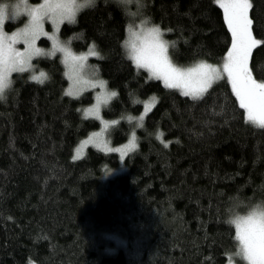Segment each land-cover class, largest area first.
I'll use <instances>...</instances> for the list:
<instances>
[{
    "label": "trees",
    "instance_id": "obj_1",
    "mask_svg": "<svg viewBox=\"0 0 264 264\" xmlns=\"http://www.w3.org/2000/svg\"><path fill=\"white\" fill-rule=\"evenodd\" d=\"M218 1L147 0L146 14L176 45V65L225 58L233 39ZM250 4L260 43L249 68L264 83V0ZM140 8V0H99L61 32H82L75 48L100 54L92 64L119 93L105 118L141 115L136 96L158 99L142 128L121 124L109 138L118 148L135 134L123 160L96 145L73 159L98 129L79 114L94 92L64 96L58 59L38 61L51 76L43 86L14 77L0 103V264H225L230 200L264 198V127L247 120L228 82L193 99L124 59L127 17Z\"/></svg>",
    "mask_w": 264,
    "mask_h": 264
},
{
    "label": "clouds",
    "instance_id": "obj_2",
    "mask_svg": "<svg viewBox=\"0 0 264 264\" xmlns=\"http://www.w3.org/2000/svg\"><path fill=\"white\" fill-rule=\"evenodd\" d=\"M98 3L99 0H0V75L4 78L0 85V103H5L13 91L16 76H26L29 82L41 86L48 83L51 76L38 61L58 59L67 82L62 93L64 96L70 100H79L88 91L94 92L93 103L82 106L79 114L83 120L95 119L98 125L96 133H102L104 143L121 124L132 129L142 128L144 118L141 119L140 114H126L119 119L103 116L104 112L112 110V104L119 96L118 90L110 86V82L98 69L93 70L95 66L91 64L93 56L88 55L89 49L81 51L75 48L82 32L68 36L61 34L64 25L76 26L80 15L94 9ZM140 5L141 14L127 17L125 38L120 42L121 53L138 71L156 78L151 68L136 63L141 49L148 44L161 46L167 50L170 61L176 45L166 38L165 32L146 14L147 0H140ZM69 7L71 13L67 11ZM8 25L13 26L11 30ZM42 38L48 40L47 47L39 46L38 42ZM81 56H87L83 68L80 67V61L72 60V57ZM174 63L171 61V64ZM200 63L203 62L175 65V68L188 72ZM153 100L157 101L155 95L144 98L136 96L131 103L144 105ZM93 140L96 144L100 143L101 137H93ZM104 145L111 148L109 143ZM223 223L235 233L231 248L224 253L225 264H264V246H261L259 252L254 251L242 232L249 227L264 226V198L253 201L232 198L225 210Z\"/></svg>",
    "mask_w": 264,
    "mask_h": 264
},
{
    "label": "snow or ice",
    "instance_id": "obj_3",
    "mask_svg": "<svg viewBox=\"0 0 264 264\" xmlns=\"http://www.w3.org/2000/svg\"><path fill=\"white\" fill-rule=\"evenodd\" d=\"M222 7L225 10L226 19L233 36L232 50L228 53L224 71L231 79L233 90L239 97L241 108L247 109V120L259 127H264V84H255L250 77H247L250 49L260 43L251 36V20L248 17V10L251 7L250 0H229ZM67 11L71 13V8L69 7ZM166 53L167 50L162 49L161 46L148 44L141 49L136 63L151 68L153 75L157 79H163L167 88H183L182 94L191 96L193 99L199 98L211 86L213 79H219L218 70L205 63L198 64L195 69L188 72H182L171 64ZM88 55H98L95 45L89 48ZM86 59L87 56L72 57L74 62H81V68H83V61ZM246 77L247 79H245ZM69 78L71 79V76ZM3 80V76L0 75V85L3 84ZM255 89L260 91L257 93L254 91ZM257 96L259 97V104H257ZM154 104L155 100L145 104V114ZM143 118L142 115L141 119ZM161 136L162 133L158 134L157 138L159 139ZM93 137H101V142L96 144L97 147L101 146L103 143L102 133H94L77 149L73 159H79L83 156L84 145L94 143ZM135 141L136 136L133 134L128 144L123 148L112 149L104 145V150L119 152L121 154L120 159L123 160L125 154L136 147ZM242 232L244 238L252 245L253 250L259 252L261 246H264V226L249 227Z\"/></svg>",
    "mask_w": 264,
    "mask_h": 264
},
{
    "label": "rangeland",
    "instance_id": "obj_4",
    "mask_svg": "<svg viewBox=\"0 0 264 264\" xmlns=\"http://www.w3.org/2000/svg\"><path fill=\"white\" fill-rule=\"evenodd\" d=\"M33 2H36V0H33ZM219 3H220V6L222 7V5L223 4H226V3H228L229 2V0H219L218 1ZM222 10H223V14H224V17H225V20H226V23H227V26H228V28H229V25H228V22H227V19H226V14H225V10H224V8L222 7ZM249 11V10H248ZM130 15H131V17H135L136 15H138L135 11H132V12H130ZM248 17H249V19L251 20V18H250V16H249V13H248ZM230 29V28H229ZM250 31H251V36H252V38L254 39V40H256V41H258L256 38H255V36L253 35V33H252V21H251V25H250ZM230 32H231V34H232V31H231V29H230ZM232 39H233V36H232ZM41 42H46L47 44H49V42H48V40L46 39V38H42V39H40L39 40V42H38V44H39V46H42V47H47V46H45L46 45V43H45V45H43ZM232 43H233V40H232ZM256 46V45H255ZM255 46H253L251 49H250V53H251V51H252V49L255 47ZM21 47H23V46H21ZM232 50V45H231V47H230V49H229V51L227 52V54H226V56H225V58L221 61V62H219V63H211V62H203V61H201V62H203V63H205V64H207V65H211L212 67H215L217 70H218V72H219V79H213V81H212V83H211V86L200 96V97H202L209 89H211L213 86H215L216 84H218V83H220V82H222V81H226V82H228L229 83V85L231 86V88H232V90H233V87H232V83H231V79L229 78V76H228V74H227V72H225L224 71V64L227 62V58H228V53L230 52ZM250 53H249V58H250ZM93 57H95V58H99L100 57V54L98 53V55L97 56H93ZM249 58H248V62H247V69H248V73H247V77H250L251 78V81H253L255 84H264V83H262V82H260V81H257V80H255L254 78H253V76H252V74H251V72H250V68H249ZM171 61H173L172 59L170 60V62ZM91 64H92V61H91ZM92 65H94V64H92ZM174 67H175V63L174 64H172ZM95 66V65H94ZM93 70H96V67H95V69H93ZM247 77L245 78V79H247ZM159 80H161L163 83H164V81H163V79H159ZM172 89H176V90H178L180 93H182L183 91H184V89L183 88H172ZM255 92H259L260 90L259 89H255L254 90ZM233 92H234V90H233ZM234 94L236 95V93L234 92ZM189 97H191V96H189ZM199 97V98H200ZM236 97L238 98V100H239V97L236 95ZM192 98V97H191ZM158 100V99H157ZM256 100H257V104H259V97L257 96V98H256ZM239 102H240V100H239ZM157 103V101L155 102V104ZM154 104V105H155ZM154 107V106H153ZM153 107H151V109L153 108ZM150 109V110H151ZM245 109V108H244ZM149 110V111H150ZM149 111H147V113L149 112ZM245 114H246V118H247V109H245ZM141 115H143L144 117H145V104H144V107H143V111H142V114ZM250 122V121H249ZM252 123V122H251ZM255 125V124H254ZM257 126V125H256ZM259 127V126H258ZM94 133H96V132H94ZM93 135H91L90 137H92ZM89 137V138H90ZM88 138V139H89ZM84 142V141H83ZM83 142L81 143V145L83 144ZM111 140L110 139H108V140H105L104 141V143H109V146L112 148V149H116L111 143ZM129 142V141H128ZM128 142H126V143H124L123 145H121L120 147H118V148H123L125 145H127L128 144ZM104 143H102L101 144V146H100V148H102V149H104ZM90 145H96V143L94 142V143H92V144H86V145H84V147H83V153H84V151H85V149L88 147V146H90ZM118 154H119V156L121 155L119 152H117ZM128 153V152H127ZM126 153V154H127ZM125 154V155H126ZM125 157V156H124ZM121 160V159H120ZM122 169V168H121ZM115 172L114 171H112V172H110L109 174H114Z\"/></svg>",
    "mask_w": 264,
    "mask_h": 264
}]
</instances>
